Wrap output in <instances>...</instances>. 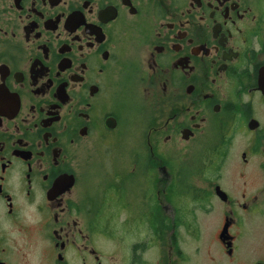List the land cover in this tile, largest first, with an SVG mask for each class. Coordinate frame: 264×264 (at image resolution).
<instances>
[{
  "label": "flooded vegetation",
  "instance_id": "1",
  "mask_svg": "<svg viewBox=\"0 0 264 264\" xmlns=\"http://www.w3.org/2000/svg\"><path fill=\"white\" fill-rule=\"evenodd\" d=\"M263 83L264 0H0V264H264Z\"/></svg>",
  "mask_w": 264,
  "mask_h": 264
},
{
  "label": "rangeland",
  "instance_id": "2",
  "mask_svg": "<svg viewBox=\"0 0 264 264\" xmlns=\"http://www.w3.org/2000/svg\"><path fill=\"white\" fill-rule=\"evenodd\" d=\"M140 114L141 113H138L137 111L135 112L133 108H130V111H128L126 115L127 122L129 123L128 130L121 128L117 132V136L115 138L110 137L105 143H101L100 146L97 147V151L111 153L128 152L131 146H136L135 144L137 143L135 142V139L138 132L136 129H139L142 119ZM192 150L195 160L198 161L201 148L197 144H193ZM116 161L123 162L124 160H122V158H116ZM110 163L111 161L108 159V157L105 159H98V157H94V159L91 161V165L88 166V170H90L91 173L95 175H99L98 173L100 172L101 168L109 167ZM96 184L98 185L97 181L95 182V186Z\"/></svg>",
  "mask_w": 264,
  "mask_h": 264
},
{
  "label": "water",
  "instance_id": "3",
  "mask_svg": "<svg viewBox=\"0 0 264 264\" xmlns=\"http://www.w3.org/2000/svg\"><path fill=\"white\" fill-rule=\"evenodd\" d=\"M261 88L264 90V83L261 85Z\"/></svg>",
  "mask_w": 264,
  "mask_h": 264
}]
</instances>
